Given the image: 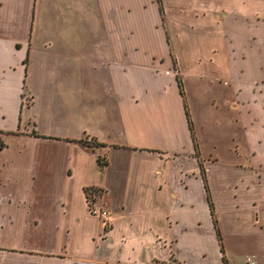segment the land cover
I'll return each instance as SVG.
<instances>
[{"label":"crops","instance_id":"0c3cea01","mask_svg":"<svg viewBox=\"0 0 264 264\" xmlns=\"http://www.w3.org/2000/svg\"><path fill=\"white\" fill-rule=\"evenodd\" d=\"M160 2L0 0V264H264V0ZM81 29L114 106L84 136L20 128L33 39L50 32L60 56ZM107 152L125 166L103 171ZM88 187L112 217L98 252Z\"/></svg>","mask_w":264,"mask_h":264},{"label":"rangeland","instance_id":"374dc122","mask_svg":"<svg viewBox=\"0 0 264 264\" xmlns=\"http://www.w3.org/2000/svg\"><path fill=\"white\" fill-rule=\"evenodd\" d=\"M75 15L74 26L76 28H83V26H85V28L88 29V27L86 26L87 23L85 21V18H82V16L78 14V12H75ZM53 24L55 25L56 23L53 22ZM58 24L60 27H64L65 24H68V22L64 21L63 18H59ZM48 29L51 30V27H48ZM90 30L91 28L89 27V31ZM62 33L63 32L58 33L59 45L63 44ZM78 34L85 36L86 40L84 45H82V47H79L78 43H76V47L74 48V50L61 48L59 50L60 56L55 55V53H57L58 51L51 48L50 42L52 34L50 32L40 34L37 40L36 38L33 39V42H37L35 44L33 43V48L30 50V52L33 54V58L30 60L27 78L24 82V85L25 88L28 89L32 96H34L35 98L33 104L29 108H27L25 104H29L30 97L26 93L25 96H23V103L25 104L22 107L20 115V128L24 126L29 127V125L34 127L36 124V129H38L40 132L51 134L73 133L77 136H84L85 133L83 131L85 129L96 130L97 124H95L94 121L90 119L96 114V109H98L99 106L105 101L108 102V106L110 108L114 106L112 105L110 95L104 92V86H102L98 81H95L96 78L101 80L104 79L106 76V70L101 67L99 57L94 52L92 46L88 47L90 37L88 36V33H84L82 29L75 32L76 37H78ZM37 43L38 45H40L41 51L36 58L35 45H37ZM44 43L48 44L44 45ZM73 52L74 56L72 54ZM58 61H60V63H58ZM57 76L61 78V80H59L60 83L66 80L68 76L70 81L73 83L70 86L69 90H65V93L63 91V88L60 87L58 91L59 97L56 96L55 89L53 88V82L56 81ZM90 77H92V81H95V85H89L88 79ZM78 83L80 84V86H77ZM211 91L212 89H210L209 94H211ZM89 102L91 108L82 109V107ZM95 102H98V104L96 106H93ZM72 105H74V107H72ZM68 108H70L72 112H76L74 117H69V114L71 112ZM9 121H11V117L6 122L10 124L11 122ZM113 131V136L114 134L117 136L116 130ZM20 132H22V130L20 129L17 131H7V133H10L12 135L20 134ZM109 133L106 132V134ZM87 142L89 145H91L94 140H89ZM4 145L5 144L3 138L0 134V149H2ZM101 154L104 155L107 159V165H103L102 167L103 171H105L106 168L110 171H117V169L123 168L126 164L125 156H123L122 158H118L119 156H116V154H113L111 152ZM100 158L104 160L103 157ZM217 163L218 162H215V164L212 165L211 163H209L208 166L213 169L215 166H217ZM0 186H2V184H0ZM98 195V188H85L88 213H90V208L92 207L99 208L98 206H95L96 204H94L93 199V197L96 199ZM91 215L96 217L94 214ZM96 218L98 219V221L100 220V218ZM111 218L112 217L110 215V220ZM99 224L101 226L102 232L100 233L99 231L98 236H93V239L91 240L92 246L97 252L101 250V248L104 249L101 245V241L104 237V233L110 226V222L102 225L100 221ZM106 259L107 258H105V260ZM109 261L110 260H108L107 262ZM149 264L174 263H172V260L150 257Z\"/></svg>","mask_w":264,"mask_h":264},{"label":"built area","instance_id":"2783aa9c","mask_svg":"<svg viewBox=\"0 0 264 264\" xmlns=\"http://www.w3.org/2000/svg\"><path fill=\"white\" fill-rule=\"evenodd\" d=\"M90 213L94 214L96 217L100 218V221L102 223V225L106 224L109 222L110 220V214L107 210L99 207H92L90 208Z\"/></svg>","mask_w":264,"mask_h":264},{"label":"trees","instance_id":"16d2710c","mask_svg":"<svg viewBox=\"0 0 264 264\" xmlns=\"http://www.w3.org/2000/svg\"><path fill=\"white\" fill-rule=\"evenodd\" d=\"M158 2H159V5H160V9H161V11H162V10H163L162 4H161L160 0H158ZM178 83H179L180 92H181V94H183V87H182V82L180 81V79H178ZM185 107H186V105H185ZM186 114H187V116L189 115L187 108H186ZM188 121H189V125H190V118H189V116H188ZM86 144H87L88 146H91L92 149H96L97 147H99L100 145H102V143H100V142H96V141H95V142H92L91 145H89L88 143H86ZM101 157H102V156H101ZM103 158H104V156H103ZM97 161H98V163L101 164V165H103V164L106 163L105 158H104V160H102V159L100 158V156L97 158Z\"/></svg>","mask_w":264,"mask_h":264}]
</instances>
